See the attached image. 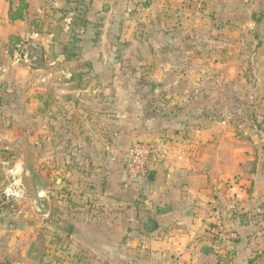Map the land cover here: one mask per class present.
Here are the masks:
<instances>
[{
  "label": "crops",
  "instance_id": "crops-1",
  "mask_svg": "<svg viewBox=\"0 0 264 264\" xmlns=\"http://www.w3.org/2000/svg\"><path fill=\"white\" fill-rule=\"evenodd\" d=\"M194 1L81 0L71 20L67 13L54 21L38 9L49 20L37 61L57 69L34 91L33 73L10 67L14 45L33 32L26 21L10 22V0H0V69L10 70L0 71V150L21 162L16 150L24 142L32 157L40 133L42 174L56 173L59 190L77 204L66 232L74 264H245L250 257L249 237L264 226V23L261 16L244 23L238 0H202L207 22L196 27ZM259 2L249 0L251 17ZM205 47L217 51V119L196 106L208 74L162 69L165 61L191 65L195 48ZM136 142L156 143L160 153L147 178L134 182L126 162ZM216 180L225 228L237 235L231 242H218L205 223ZM147 194L162 202L138 208Z\"/></svg>",
  "mask_w": 264,
  "mask_h": 264
},
{
  "label": "rangeland",
  "instance_id": "rangeland-1",
  "mask_svg": "<svg viewBox=\"0 0 264 264\" xmlns=\"http://www.w3.org/2000/svg\"><path fill=\"white\" fill-rule=\"evenodd\" d=\"M78 2H81V0H31L26 20L29 31L41 35L44 28L42 21L49 20V18H46V16H48L46 11L53 13L54 21L57 14H63V17H65L67 13H75L74 11L79 5ZM238 2V6L242 9L244 14L242 18L244 23H248L249 19L253 22L258 16H261L260 21L263 19L259 24L264 23V11H260L264 10V6H262L260 2L259 5H261V9H259L258 12L252 9V17L250 16V9L252 7H249V0H238ZM13 3L15 4L16 0H13ZM141 4H139V6ZM146 4L147 3H145L144 6H146ZM198 4L202 5L199 13L196 11V6ZM193 5L196 12L195 20L197 21H194V26H204L205 22H207L205 21L207 18L203 16V11L207 10V7L205 8L204 6L207 5L206 1H194ZM38 9L46 12L45 14L41 13L44 16H37L36 13ZM39 30H41V32H39ZM248 35V30L244 31L243 38ZM191 36L195 38L196 33L187 36L185 34L178 35V37L183 40L187 38L190 39ZM213 36L216 37V33ZM206 38L207 37H201L197 42H201ZM244 48L243 45V54L241 56L242 59L246 61L248 59L245 57L246 53H244V51L247 50ZM253 50L254 49H252V51ZM35 52H37V50ZM35 52L34 56H36ZM236 52H238L236 54L240 56L241 51ZM248 52L250 53L251 51L248 50ZM176 55L178 56L179 54H175V56ZM172 57L174 58L173 54ZM214 59H217L216 49L208 50L206 47L204 49L195 48L191 65L185 62L178 63L177 65H170L165 61L162 69L168 72L208 74L209 78L205 81L204 85V95L197 100L196 106L200 109L204 108L208 117L209 115H213L214 118L217 119L219 117V111L217 109V86L219 82L214 78L218 72V66L213 64ZM43 66L47 67V69H44L45 71L40 61H35L32 69L22 65L10 67L11 70L15 67H23L33 73V77L35 78L31 83V88L34 91H40L42 89L41 75L55 72L57 69L56 66H49L47 64H43ZM229 69L230 66L226 67L225 70L227 72L231 71L232 66L231 69ZM3 70L8 72L9 66L0 69L1 73L5 74L6 72H3ZM245 70L249 73L250 66H243V72ZM174 83L175 81L171 82V85ZM181 83L185 82L179 81V85ZM242 89L244 90V87ZM226 101L227 105L233 103L231 96H229ZM221 116L222 114H220V117ZM34 132L36 134L37 131L34 130ZM37 140L39 143L35 146L38 150L35 149L32 157L29 151L26 150L24 142L21 147L16 150L20 153L22 152L21 155L24 156L21 162L13 158L11 151L0 150V264H74L73 256L69 254L71 250L69 249V240L67 239L68 235L66 232L68 225L74 222L73 217H75L74 214H76L74 206H77V204L73 200L74 194L63 193L59 190L57 183L58 175L56 173L51 172L49 176L42 174L40 133ZM9 188H12L14 191H19L20 195L18 197H8L7 190ZM136 201L135 204L138 208L142 207L145 203L144 201L162 202L161 199H157V196L154 194H147L145 196L139 195ZM249 238V242L252 244V251L250 252V257L245 258V264H264V226L261 225ZM89 261L84 264H106L103 260L96 262L89 258Z\"/></svg>",
  "mask_w": 264,
  "mask_h": 264
},
{
  "label": "built area",
  "instance_id": "built-area-1",
  "mask_svg": "<svg viewBox=\"0 0 264 264\" xmlns=\"http://www.w3.org/2000/svg\"><path fill=\"white\" fill-rule=\"evenodd\" d=\"M57 1V0H54ZM202 5L196 6L197 13L200 12ZM74 15L71 13L68 19L71 20ZM41 42V37L38 33H33L18 44L13 49V56L11 66H26L31 68L33 63L37 61V57L34 56V52L38 50ZM3 72H6L3 70ZM160 153L158 144L152 142H136L127 152L126 170L130 180L137 182L142 181L148 176V163L153 156ZM222 180H216L213 190V197L210 201V208L207 216L205 217V223L213 232L218 242H231L237 239L235 232L227 231L223 222V207L220 201V190L222 186ZM22 191V190H20ZM19 191H14L12 188L7 190L8 197H18Z\"/></svg>",
  "mask_w": 264,
  "mask_h": 264
},
{
  "label": "trees",
  "instance_id": "trees-1",
  "mask_svg": "<svg viewBox=\"0 0 264 264\" xmlns=\"http://www.w3.org/2000/svg\"><path fill=\"white\" fill-rule=\"evenodd\" d=\"M31 0H16V3H13V0L9 2V20L10 22L26 21L29 13V3ZM64 19V18H63ZM57 23V19H55ZM42 30V29H41ZM39 30V32H41ZM43 32V30H42Z\"/></svg>",
  "mask_w": 264,
  "mask_h": 264
},
{
  "label": "water",
  "instance_id": "water-1",
  "mask_svg": "<svg viewBox=\"0 0 264 264\" xmlns=\"http://www.w3.org/2000/svg\"><path fill=\"white\" fill-rule=\"evenodd\" d=\"M150 177H151V176H149L148 179H150ZM165 209H166V210H165ZM164 211H165V212H166V211L169 212L170 209H169V208H161V212H164ZM207 250H208V249H206L205 251H207Z\"/></svg>",
  "mask_w": 264,
  "mask_h": 264
}]
</instances>
